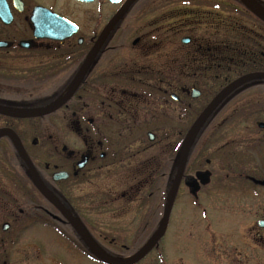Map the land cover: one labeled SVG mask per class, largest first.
Listing matches in <instances>:
<instances>
[{
    "label": "flooded vegetation",
    "instance_id": "obj_1",
    "mask_svg": "<svg viewBox=\"0 0 264 264\" xmlns=\"http://www.w3.org/2000/svg\"><path fill=\"white\" fill-rule=\"evenodd\" d=\"M104 1L117 6L107 18L103 0L0 3V264H264V78L194 133L162 232L191 126L264 73V0L156 20L127 17L134 0L96 47L126 2ZM170 102L190 121L171 147Z\"/></svg>",
    "mask_w": 264,
    "mask_h": 264
},
{
    "label": "rangeland",
    "instance_id": "obj_2",
    "mask_svg": "<svg viewBox=\"0 0 264 264\" xmlns=\"http://www.w3.org/2000/svg\"><path fill=\"white\" fill-rule=\"evenodd\" d=\"M228 1L231 2L232 4L238 3L237 0H228ZM197 3L199 5H203L202 7H206L208 1L207 0H200V1H196V0H139V2L136 3V5L132 9V11L128 14L127 17H133V18L141 17L145 20H151V19L156 20V19H159L160 16L163 17L164 13L168 14V12H166L167 10H170V11L172 10L171 12L173 13H176V11L177 12H186V11L190 12L189 9L185 11L183 10V8L194 6V4H197ZM88 9H91V8L88 6ZM102 10H103L102 11L103 17L107 18L109 15H111L114 11L117 10V6L110 4L109 2L103 0ZM231 11L232 13L234 12L232 9ZM242 16L249 17L247 14H243ZM163 36L164 35H162V38H164ZM180 38L181 36H178L176 38L165 40L167 45L165 49L162 50V54L165 53V56H168V57L176 56L177 46L178 47L182 46ZM166 78H163L165 82H168V81L172 82L174 87H177L179 83H182L181 85H183L184 83L185 84L187 83V79H185L184 75H181L177 72L176 73L167 72ZM172 90L175 91V89H172ZM176 108L179 110L180 105L178 106L175 102H173L172 106H170L169 108L170 112L168 113L167 117H165V119L162 118V133H163V129H166V132L169 134L168 136H166L167 138L166 140H167L168 146L170 147L174 145L175 144L174 142L179 139L177 130L180 128L184 129L187 125L190 124V121L184 122V121H179L177 119L178 112ZM190 117H193V115L190 114ZM162 146H163V141H162ZM193 171H194L193 169L190 170L191 173Z\"/></svg>",
    "mask_w": 264,
    "mask_h": 264
},
{
    "label": "water",
    "instance_id": "obj_3",
    "mask_svg": "<svg viewBox=\"0 0 264 264\" xmlns=\"http://www.w3.org/2000/svg\"><path fill=\"white\" fill-rule=\"evenodd\" d=\"M83 1H92V0H83ZM113 3H120L122 0H109ZM244 3H247L246 0H242ZM134 2V0H126V2L124 3V5L120 8V10L113 16L112 20L109 22V24L105 27V29L102 32V35L99 39V41L96 44V47L99 45V43L101 42L102 38L105 36V34L108 32V30L114 25V23L124 14V12L127 10V8ZM188 39H184V42H186ZM95 50V48L93 49V51ZM92 51V52H93ZM89 59V58H88ZM252 78H264V73H252V74H247L244 75L242 77H240L239 79L235 80L234 82H232L229 86H227L226 88H224L211 102L210 104L203 110V112L200 114V116L196 119V121L193 123V125L191 126L184 144H183V153H182V161L180 164V167L177 171L176 174V178H175V182L173 185V189L167 204V208L165 211V215H164V221H163V225H162V232L164 231L166 225H167V221H168V217H169V213L173 204V201L175 199V196L177 194L179 185L181 183V180L183 178L185 169H186V162H187V156H188V150H189V145H190V141L194 135V133L196 132V130L199 128V126L202 124V122L205 120V118L208 116V114H210L214 108L218 105V103L234 88H236L237 86H239L241 83L252 79ZM75 86V85H74ZM73 88L70 90V92H68V94L66 95V97H64V99L62 100V102H65L70 94L73 92L72 91ZM199 94L198 90L193 89L192 90V95L194 97H197ZM62 102H59L51 107H48L44 110L41 111H36V112H26V113H22L19 114L20 116H40V115H44V114H48L53 112L54 110H56L61 104ZM6 113H10L9 111H5ZM206 175H202L201 177L204 178ZM148 250V249H147ZM147 250H144L141 254H139L138 256H136L135 258H133L132 260H130L129 262L134 261L135 259L139 258L141 255H143Z\"/></svg>",
    "mask_w": 264,
    "mask_h": 264
},
{
    "label": "snow or ice",
    "instance_id": "obj_4",
    "mask_svg": "<svg viewBox=\"0 0 264 264\" xmlns=\"http://www.w3.org/2000/svg\"><path fill=\"white\" fill-rule=\"evenodd\" d=\"M0 3H3V0H0Z\"/></svg>",
    "mask_w": 264,
    "mask_h": 264
}]
</instances>
